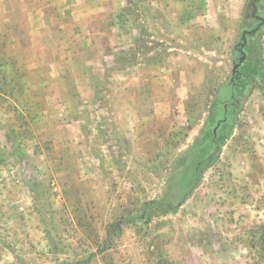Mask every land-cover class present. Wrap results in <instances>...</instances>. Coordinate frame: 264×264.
Returning <instances> with one entry per match:
<instances>
[{"label": "rangeland", "instance_id": "1", "mask_svg": "<svg viewBox=\"0 0 264 264\" xmlns=\"http://www.w3.org/2000/svg\"><path fill=\"white\" fill-rule=\"evenodd\" d=\"M13 1L0 264H264V0Z\"/></svg>", "mask_w": 264, "mask_h": 264}, {"label": "trees", "instance_id": "2", "mask_svg": "<svg viewBox=\"0 0 264 264\" xmlns=\"http://www.w3.org/2000/svg\"><path fill=\"white\" fill-rule=\"evenodd\" d=\"M190 129H191V127L188 128V130H190ZM151 205L155 206L154 210L159 212L162 215H167L170 213L176 214L178 212V209H179L178 205L175 206L171 203L162 204L159 202H152L149 204H145L143 208L148 212L149 210H151V208L149 207ZM140 220H141V218H139V217L136 218V217L130 216L126 219H123L121 222H117V223L112 224L107 231L108 242H109V239H111V237L120 235L122 228L124 226L130 225V224H135V223L139 222ZM107 243H105L104 246H102L97 252L90 254L89 257L85 261H81V262H78L76 264H91L98 256L104 254L105 252H107L108 250L111 249L110 245L106 246ZM62 264H72V263L65 262Z\"/></svg>", "mask_w": 264, "mask_h": 264}, {"label": "crops", "instance_id": "3", "mask_svg": "<svg viewBox=\"0 0 264 264\" xmlns=\"http://www.w3.org/2000/svg\"><path fill=\"white\" fill-rule=\"evenodd\" d=\"M3 0H0V25L2 26L1 30H0V34H1V41H8V39L10 38L8 36L7 33V29H9L8 27H4V24H8V22L11 21V19L13 20V22H15L16 20L13 19V15L15 13L11 12V10L5 7V5L2 2ZM12 6V9H14V7L16 6V2L13 0H10ZM28 19L29 20H42L43 15H39L38 11H32L31 9H28ZM12 22V21H11ZM11 24V23H10ZM32 85V83H30Z\"/></svg>", "mask_w": 264, "mask_h": 264}, {"label": "water", "instance_id": "4", "mask_svg": "<svg viewBox=\"0 0 264 264\" xmlns=\"http://www.w3.org/2000/svg\"><path fill=\"white\" fill-rule=\"evenodd\" d=\"M259 1H261V0H258V2ZM253 8H254V11H253V17H255L256 19H258L259 21H261V25L255 30V31H252V32H247V33H244L243 34V46L246 44V42H247V40H246V36L247 35H252V34H254V33H256L257 31H259L260 30V28L262 27V26H264V20L263 19H261V18H259L258 16H257V4L256 3H254L253 4ZM237 69V68H236ZM236 69L234 70V72L236 71Z\"/></svg>", "mask_w": 264, "mask_h": 264}]
</instances>
